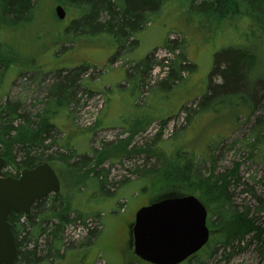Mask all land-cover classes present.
I'll return each mask as SVG.
<instances>
[{
	"label": "rangeland",
	"instance_id": "rangeland-1",
	"mask_svg": "<svg viewBox=\"0 0 264 264\" xmlns=\"http://www.w3.org/2000/svg\"><path fill=\"white\" fill-rule=\"evenodd\" d=\"M200 1L167 0L136 35L137 45L117 52V43L108 34L79 28L76 22L85 13L76 0H36L29 24L1 33L0 42L15 48L20 59L6 72L0 89L2 100L19 101L20 110L31 118L51 95L55 78L68 75L78 65H89L81 67L74 79V98L68 111L54 116L61 131H51L45 141L50 146L44 151H64L61 139L63 145L88 157L91 150L122 140H129L131 150L100 165L107 172L108 192L91 186L92 194L87 189L76 204L71 200L74 210L70 218L78 214L85 221L65 227L63 256L47 253L42 234L36 264H139L128 246V225L139 207L171 189L175 191L170 179L186 166V160L178 158L182 152L197 157L196 171L201 176L211 170L225 174L235 169L226 186L228 200L234 210L246 211L261 230L259 239L250 231L240 242L223 245L216 241L221 232L216 226L219 208L215 200H209L205 205L212 242L183 264H264V133L256 147L250 145L255 131L264 127V90L260 88L264 81V34L254 27L249 14L219 21L195 7ZM57 4L65 11L62 20L55 16ZM104 16L101 13L98 22ZM133 38L129 37L126 46ZM228 47L243 48L256 56L244 88L237 90L243 95L228 94L222 103L211 100L208 108L206 103L197 110L200 97L223 81L210 72L214 54ZM115 52L118 57L110 64ZM149 53L151 62L143 70L138 63ZM257 84L256 105L251 90ZM53 139L55 143H51ZM135 147L145 149L135 153ZM15 151L20 158L21 150ZM156 153H160L159 159ZM74 160L76 157L70 161ZM163 163L171 164L166 175L170 179L136 173ZM57 166L64 182L63 196L72 197L73 191L65 185L64 169L59 162ZM4 171L14 172L10 166ZM42 206L47 208L49 202L45 200ZM86 237L92 241L84 247Z\"/></svg>",
	"mask_w": 264,
	"mask_h": 264
},
{
	"label": "trees",
	"instance_id": "trees-1",
	"mask_svg": "<svg viewBox=\"0 0 264 264\" xmlns=\"http://www.w3.org/2000/svg\"><path fill=\"white\" fill-rule=\"evenodd\" d=\"M76 1V4L82 5L81 11L85 13L84 16H81L84 18L76 22L79 28L92 33L103 32L108 34L117 43V52L121 48H134L137 45L136 35L143 29L151 15L157 12L167 0ZM35 2L36 0H0V35L4 30L18 29L29 24L33 19ZM195 7L203 11L204 14L217 16L220 19L219 21L222 18L249 14L254 27L264 34V0H201ZM101 13L105 16L102 22H98ZM130 36H134V38L129 42L130 45L126 46V41H128ZM116 52L110 57L109 63L113 62L112 59L116 57ZM150 57L151 54L138 63L143 67V70L147 62H151ZM255 58L254 54L243 48L228 47L216 52L212 60L213 67L210 73L221 77L223 81L214 86L212 85L210 91L200 97L196 106L197 110H202L206 103L207 106L205 108H208L211 100L220 104L224 101V96L236 94L237 90L244 88L245 80L248 76L246 73L253 65ZM17 63H20V59L15 48L1 41L0 89L6 72L10 68L17 66ZM80 72L81 67H77L68 75L55 78L50 88L51 95L46 97L40 110L34 114V118L29 117L28 114L22 112L23 110H20L19 101H3V94L0 93V156L5 159V167L10 166L14 170V172L4 171V175L17 177L20 170L32 168L45 161L59 170L57 166L59 162L60 167L64 169L65 185H67L68 191H73L72 197L66 198L63 196L65 194L62 193L64 189L62 179V190L49 199L37 201L27 215L10 214L8 222L11 225L18 250L14 264L37 263V260H39L37 243L38 238L42 234L45 235V243L48 246L47 253H50L53 257H62L61 250L65 247V242L63 241L65 227L71 222L78 221L84 224L85 221V217L78 214L70 218L69 213L74 210L71 200L76 204L82 192L87 189L91 190V186H94L99 191L108 192L106 189L108 184L107 172L100 165L105 159L115 160L124 153L131 152L128 149L129 140H122L103 146L97 151L91 150L92 155L88 157L84 154H77L69 145H63L61 143L62 139L60 142L58 140V142L64 151L59 152L56 150L52 154L44 151L50 146V144H45V141L51 137V131L59 129L53 118L58 111H68V106L74 98L71 91L75 86L74 79ZM262 82L263 84L260 85V88L264 90V81ZM260 88H258L257 84L255 88L250 89L253 103L256 105L259 101V98L257 99L256 97L259 95L258 90ZM226 91L228 93L223 95L222 98L215 97ZM238 93L240 97L243 95L241 92ZM263 132L264 127L262 126L255 131V141L250 144L251 146H257L258 138ZM55 141L53 139L51 143H55ZM15 149L21 150L20 158L16 156ZM144 149L139 147L134 152L140 153ZM159 154L156 153L158 159ZM179 154L178 158L186 160V166L182 168L183 170L175 173L171 179L166 176L171 169V164L166 163L150 170L140 169L136 173L141 176L149 175L150 177L170 179L171 183H173L172 186L176 187L174 190L177 195H182V193L196 194L203 203L215 200L219 208L218 215H220L216 226L221 228V232L216 236V241H220L223 245L233 241L240 242L242 238H245L247 232L250 231L255 233L253 234L254 238L259 239L261 230L253 224V219L248 218L244 210H234L228 200L226 186L228 178L235 176V169L225 174H214L211 170L208 175L201 176L196 171L195 162L197 157L184 152ZM73 157H76V160L71 162L70 160ZM45 200L49 202L47 208L42 206ZM45 223L48 225L47 228L44 226ZM94 231V229L89 231V234L91 235ZM98 233L99 230L95 232L96 236ZM91 241V239L86 237V242L82 246H88ZM29 244L33 245L32 248H28ZM38 252H41V250ZM136 260L140 264L141 261L137 258Z\"/></svg>",
	"mask_w": 264,
	"mask_h": 264
},
{
	"label": "water",
	"instance_id": "water-1",
	"mask_svg": "<svg viewBox=\"0 0 264 264\" xmlns=\"http://www.w3.org/2000/svg\"><path fill=\"white\" fill-rule=\"evenodd\" d=\"M55 12L64 18L62 6H56ZM4 164L0 156V264H14L17 247L9 215L28 214L36 201L58 192L60 182L47 162L23 169L17 178L3 176ZM206 215L204 205L192 194H169L141 206L129 233L134 254L151 264L182 262L207 243Z\"/></svg>",
	"mask_w": 264,
	"mask_h": 264
},
{
	"label": "flooded vegetation",
	"instance_id": "flooded-vegetation-1",
	"mask_svg": "<svg viewBox=\"0 0 264 264\" xmlns=\"http://www.w3.org/2000/svg\"><path fill=\"white\" fill-rule=\"evenodd\" d=\"M131 223H132V222H130L129 225H128V239H129V230H130L129 226L131 225ZM128 242H129V241H128ZM193 257H194V256H190V257H189L188 259H186V260L188 261V260L192 259ZM187 261H186V262H187Z\"/></svg>",
	"mask_w": 264,
	"mask_h": 264
}]
</instances>
